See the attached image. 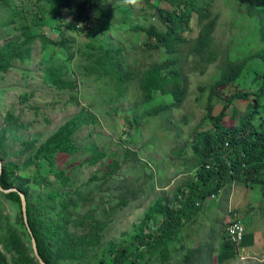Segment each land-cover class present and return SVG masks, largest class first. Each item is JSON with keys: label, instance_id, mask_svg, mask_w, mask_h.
I'll use <instances>...</instances> for the list:
<instances>
[{"label": "trees", "instance_id": "16d2710c", "mask_svg": "<svg viewBox=\"0 0 264 264\" xmlns=\"http://www.w3.org/2000/svg\"><path fill=\"white\" fill-rule=\"evenodd\" d=\"M215 1L140 0L135 1L133 8L132 4L120 3L107 7L102 0L101 3L99 0H20L34 7L32 22L25 26L22 39L9 40L0 46V75L15 62L29 61L36 42L40 43L41 51L48 44L60 46L61 53L72 59L74 40L68 33L77 34L86 29L94 36L78 53L85 57L87 74L109 77L121 94L126 86L133 89L138 94L135 98L138 104H147L160 95L171 96L172 100L143 111L142 117L150 118L183 103L188 91V67L203 74L207 66L216 64L211 79L198 85L205 97L204 115L191 127L185 142L172 151L173 157L183 161L186 175L169 196L155 198L134 232L120 242L104 243L107 224L99 215L110 217L114 208L109 201L118 198L116 205L124 206L129 203L127 195L139 191L111 186L126 160L136 158V152L124 148L121 158L120 152L108 147L81 151L77 145L79 130L98 122L92 112L82 108L44 140L20 139L21 154L27 156L23 162L9 161L4 154L6 130L23 124L12 109L1 115L5 126L0 130V184L3 189L17 188L23 193L27 224L37 252L46 264H148L156 249L162 264L170 263L176 256L181 264H194L206 248L209 257L216 252L218 263H224L236 257V248L253 244L252 232L245 231L236 245L228 233L229 221L221 224L218 232L214 225L216 213L210 219V232L206 235L214 231L220 234L218 246L208 244L206 236L197 246L193 239L186 245L182 235L199 210L209 212L218 208L217 196L232 186L240 194L237 198L246 197L244 189H255L264 208V0H226L233 4L231 23L233 27L238 25V31L224 45L215 37L220 16L215 11ZM21 7L13 5L16 10ZM141 18L148 23L141 22ZM46 21L53 25L58 35L56 40L39 28ZM127 41L132 43L126 44ZM127 48L139 52V57L132 60L133 68L125 63ZM45 63L41 77L48 86L70 91L77 87L64 66L50 59ZM239 103L245 106L241 114ZM217 107L220 109L215 112ZM226 117L234 122L229 124ZM129 121L130 127L138 128L139 119ZM204 122L209 126L202 127ZM82 152L85 157L78 164L70 163V170L58 162L61 155L75 156ZM40 161L65 190L34 198L26 180H14L17 171ZM79 165L96 168L86 183L76 185L74 173ZM41 167L37 166V171ZM92 181L96 182L94 185L104 202L99 206L90 204L84 210L78 201H85L87 196L79 190L87 188ZM5 201L9 209L5 214L0 209V264H40L23 220L19 193L0 191V207ZM235 211L229 209L228 213L236 215Z\"/></svg>", "mask_w": 264, "mask_h": 264}, {"label": "rangeland", "instance_id": "374dc122", "mask_svg": "<svg viewBox=\"0 0 264 264\" xmlns=\"http://www.w3.org/2000/svg\"><path fill=\"white\" fill-rule=\"evenodd\" d=\"M135 1L138 3L140 0H102V4L107 7L119 3L132 4L135 8ZM13 5L22 7L16 10L13 9ZM232 6V2L226 0H216L214 4L215 11L220 13L215 37L222 42V45L238 31V25L233 27L231 23L234 14ZM34 10L32 5L28 6L26 2H20V0L0 2V46L9 40L24 37V28L28 22H32ZM90 12L93 14L92 11ZM140 21L148 23V20L142 18ZM52 26L51 22L46 21L39 28L56 40L58 35ZM68 36L74 40L71 51L75 54L72 59L68 60L66 55L61 53L60 46L48 44L46 49L41 51L40 43L36 42L32 47L29 61L15 62L11 69L0 75V130L5 126L1 121V115L7 109H12L19 119L18 122L23 124L21 127L7 128L4 154L6 160L23 162L27 154H21L20 139L36 138L42 141L82 108L92 112L98 122L85 125L79 130L77 145L81 151L108 147L110 150L120 152L122 158L123 149L129 148L137 155L136 158L126 160L122 169L112 180L111 186L114 188L119 185L122 189L134 188L139 191H136L134 195H127L129 201L127 205H116L118 198L109 201L114 208L110 217L105 214L99 215L107 224L104 243L120 242L134 232L136 224L140 222L155 198L159 195L169 196L175 190L180 178L186 175L183 161L173 157L172 151L185 142L191 127L204 115L205 97L199 92L198 85L211 79L216 64L207 66L203 74L194 72L191 70L193 68L188 67L186 69L188 91L180 107L172 108L159 116L143 118L144 110L159 102L172 100L171 96L160 95L144 105L136 103L135 98H138V94L133 92V89L126 86L125 92L121 94L114 80L97 73H86L85 57L79 54L78 50L94 36L93 33L84 29L77 34L69 32ZM248 36L250 37V34ZM124 56L125 63L131 68L135 67L132 60L139 57V52H131L127 48ZM49 59L64 66L70 78L76 80L77 87L73 91L53 89L43 81L41 69ZM188 62L190 65L191 58ZM248 78L249 76L246 79ZM238 108L241 114L245 106L239 103ZM219 109L220 107H217L214 111L218 112ZM131 118L139 119L137 129L130 127ZM225 120L229 124L234 122H230L229 117ZM208 126V122L202 124V127ZM84 157L83 152L75 156L61 155L58 157V162L65 166L66 170H70V163L78 164ZM42 164L40 161L38 165H28L14 175L16 182L18 180L28 182L30 193L34 198L44 196L51 191L65 190L58 179L49 172L48 167ZM37 166H42L39 171ZM95 168V165L90 167L79 165L74 173L75 184L86 183L92 177ZM41 177L43 178L39 181ZM94 183L96 182L92 181L87 188L83 187L79 190L82 195L87 196L85 201L82 199L78 201L84 210L90 208V204L99 206V203L104 202L100 199L101 194ZM244 190L246 197L241 194V198H237L240 194L235 193L238 190L234 189V186L221 192L216 199L219 207L209 212L199 210L195 220L184 228L182 235L187 241L186 245L193 239L194 246H197L206 236L208 244L212 242L218 246L221 241L220 234L214 231L211 235H206L210 232V219L214 218L216 213L217 220L214 225L218 232L222 228L221 224L230 222L232 217L237 216L243 225V232H252L253 244L241 248L237 246L236 257L224 263H218L216 252L211 253L209 257L205 251L206 248L194 264H260L264 260V208L260 205V197L255 189ZM108 198L106 196V199ZM0 209L3 214L7 212L9 206L6 201ZM229 209H235L237 214L234 213L231 216L228 213ZM148 264H162L158 249L154 250ZM168 264H181L180 258L176 256Z\"/></svg>", "mask_w": 264, "mask_h": 264}, {"label": "water", "instance_id": "95a60500", "mask_svg": "<svg viewBox=\"0 0 264 264\" xmlns=\"http://www.w3.org/2000/svg\"><path fill=\"white\" fill-rule=\"evenodd\" d=\"M1 165H2V162H1V159H0V173H1ZM11 190H16L18 193H19V196H20V200H21V208H22V214H23V220L25 222V225L27 227V230L30 234V237H31V245H32V249L35 253V256L37 257L38 261L40 264H46L42 258L39 256L38 252H37V248H36V242H35V239L33 237V234L30 230V228L28 227V224H27V217H26V202H25V198H24V195L21 191H19L17 188H10V189H3L1 184H0V191H3V192H8V191H11Z\"/></svg>", "mask_w": 264, "mask_h": 264}, {"label": "built area", "instance_id": "2783aa9c", "mask_svg": "<svg viewBox=\"0 0 264 264\" xmlns=\"http://www.w3.org/2000/svg\"><path fill=\"white\" fill-rule=\"evenodd\" d=\"M231 225L228 226V233L230 236V239L238 245L242 238L243 234V225L241 224L240 220L238 219L237 216L233 217L230 220Z\"/></svg>", "mask_w": 264, "mask_h": 264}]
</instances>
